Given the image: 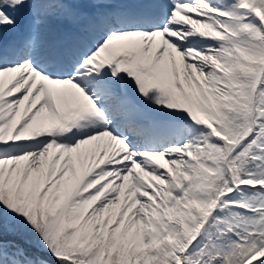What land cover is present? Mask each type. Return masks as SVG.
I'll return each instance as SVG.
<instances>
[{
    "label": "snow or ice",
    "instance_id": "6c2138e0",
    "mask_svg": "<svg viewBox=\"0 0 264 264\" xmlns=\"http://www.w3.org/2000/svg\"><path fill=\"white\" fill-rule=\"evenodd\" d=\"M0 264H264V0H0Z\"/></svg>",
    "mask_w": 264,
    "mask_h": 264
}]
</instances>
